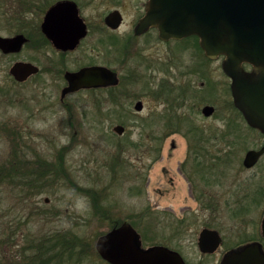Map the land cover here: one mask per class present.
Listing matches in <instances>:
<instances>
[{"label": "rangeland", "instance_id": "rangeland-1", "mask_svg": "<svg viewBox=\"0 0 264 264\" xmlns=\"http://www.w3.org/2000/svg\"><path fill=\"white\" fill-rule=\"evenodd\" d=\"M28 3L0 0V36L11 37L19 33L21 20L23 24L30 21ZM103 6L94 5L90 12ZM132 12L131 7L129 19ZM30 46L18 54L0 53V171L11 160L21 162L15 177L11 174L0 181V264L19 261V253L29 241L54 233L65 219L68 226L86 222L80 227L81 235L91 244L88 249L92 248V252L81 264H105L93 252V243L109 229L108 221L132 223L143 249L165 246L182 255L187 264H218L227 251L254 238L256 229L259 233L264 212V157L251 169H244L242 160L247 150L257 149L264 142V136L249 132L237 119L233 128L241 129L247 140L231 149L228 164L220 170L221 184L205 188L221 197L197 200L178 171L186 149L183 138L173 137L174 150L168 142L163 149L159 147L170 129L183 135L187 128L197 127L212 139L213 131L224 126L219 114L205 118L192 107L183 106L176 113L183 116L182 121L164 118V102L152 94V90L163 85V64L137 69L142 78L129 90L132 98L124 101L127 115L122 119L117 115L101 116L106 110L115 112L110 101L100 107L93 103L103 94L79 92L61 103L62 81L55 83L51 76L40 75L18 84L9 75L15 61L43 63L47 52L42 54ZM155 53L151 59L145 58L150 61L144 64L164 59L162 53ZM116 59L109 54L101 62L116 69L120 77L134 70L140 58L128 56L122 67ZM190 60L189 56L178 57L174 64L178 67ZM209 70L215 87L211 94H205L209 88H204L203 102L223 114L228 111L224 77L215 63L209 65ZM172 76L177 78L174 85L185 81L177 69ZM209 78L204 76V80L211 82ZM200 81L195 83L199 86ZM172 91L175 96L179 88ZM137 100L144 104L139 114L133 109ZM116 125L125 127V137L113 132ZM228 142L226 138L210 141V154L218 156L221 150H228ZM56 159H63L65 175L60 174L54 183L49 181L41 191L29 186L35 163H52ZM70 179L74 184H69ZM104 216L108 219H102ZM203 228L216 230L222 237L223 244L214 254L203 255L198 250L197 239Z\"/></svg>", "mask_w": 264, "mask_h": 264}, {"label": "flooded vegetation", "instance_id": "flooded-vegetation-1", "mask_svg": "<svg viewBox=\"0 0 264 264\" xmlns=\"http://www.w3.org/2000/svg\"><path fill=\"white\" fill-rule=\"evenodd\" d=\"M28 1L32 2L33 0ZM148 1L149 0H34V2L31 4L32 6L36 5L38 7L40 3H44L43 8L36 12L31 9L29 11V13L31 14L30 19L26 18L30 21L27 23L23 19V21L25 22L23 24L21 20L19 24L20 28L18 29L19 33H16L13 36L22 35L26 39V42L18 53H20L25 46L31 45L30 47H32L34 50L36 49L35 51L41 52L42 54L47 52V55H44L43 63H38V65L27 61H20L31 63L38 68V72L29 77L23 83L27 82L30 78L40 75H47L51 76L54 79L53 82L55 83L62 81V91L65 87L68 86V82L65 78L66 73H76L84 68H106L116 74L118 80L116 85L79 89L78 91L67 94L63 99H61L60 95L59 100L61 103H63L67 96L79 92L103 94L102 96L96 98L93 103L96 106L100 107L101 105L107 104L110 101V104L112 105L111 108L115 109V112L112 113L109 110H106L104 114H101V116L111 117L113 115H117L119 119H122L124 115H127V110L124 109V101L132 98L129 90L133 86V84H136L137 80L142 78V75L137 72V69L142 66V68L146 70L150 66L152 67L154 64H163V69L165 72V76L163 77V85H160L156 90H152L153 97L156 100H163L164 102L165 110L161 115L170 121H180L183 116L177 115V110L183 106L189 108L192 107L196 110V114L199 113L205 118H213L214 116H217L219 114V116L221 117L220 119L224 122V126L221 130H216L215 132L213 131L212 139L205 137V132L197 127L187 128L185 130V133H182L183 135H179L180 133L176 129H170L167 131V133L164 134V137H162L159 149H163L165 144H167L168 142L170 149L174 150L176 144L173 137L180 136L181 138H183L186 149L184 159L178 165V171L179 174L181 176L183 175L184 179L188 182L190 186V194L197 200H213L220 198L221 195L207 191L205 190V188L212 184H221L222 181L219 179L222 173L220 172V170H222V168L228 164V157H230L232 153L231 149L238 144L243 145V143H245L247 140L246 135L245 137L241 135V129L233 128L235 125V121L237 119H240L246 125L245 127L249 132H258L261 136H264V134L250 128L246 124L242 114L235 108L231 95V80L222 71L221 65L224 60L223 56L217 57L216 59L207 58L204 55V52L199 45V39L196 36H187L181 39L163 40L159 37V32L155 27H149L141 33L136 32L139 21L144 17L146 13ZM61 2H70L74 6H71L68 10L64 11V14H66L64 19H66L68 22L65 24V26H62V24H57V31H55V33H57L55 35H58L60 31H64V34L71 38V47H68L66 49L60 48L58 45L54 44L45 35L42 29V24L47 11L54 5H57ZM99 4L104 5L103 9L97 7L94 9L95 11L90 12L92 6ZM131 7L133 8V12L130 16L131 18L129 19L127 17L128 10ZM127 20H129V22L127 23V27L124 28ZM32 21L33 23L31 24ZM67 30L70 32L69 34H66ZM49 52L51 54H49ZM155 52L159 54L162 53L164 55V59H160L157 62L152 61L153 64H144V61H150L146 59H151V55H155ZM0 53L3 54L1 51ZM18 53H8L3 55L9 56ZM109 54H114L115 56H117L116 64L120 67L126 64V59L128 56L139 57L140 59L137 65L134 64V67H136L134 68V70H130L126 73V75L119 77L116 69H112L109 64L106 65L101 62L105 57H107V55L109 56ZM183 56H189L191 57V60L187 63H181L177 67V65L174 64L176 58ZM214 63L217 64V70L224 77V81L226 84V107L228 108V111L223 114L218 113V110L215 106L211 105L208 102H203V98L206 96L205 94H211L214 91L215 82L211 79V72L209 70V65ZM175 69H177L179 73L184 75L183 78L185 80L183 84H179L178 86L177 83L174 85L173 82L174 79H176L177 81V78L172 76L173 70ZM244 69L246 71H250L251 66L245 65ZM206 75L210 77L209 80L211 82L204 80V76ZM198 79H201V81L199 82V86L197 85V83H195V80L198 81ZM205 87L209 88V90L204 94ZM172 88H179V92L175 96H172ZM138 101L141 100H137L134 105ZM205 107H209L212 109V112L209 116H206L204 113ZM134 112L136 114L140 113L136 112L135 110ZM229 115L233 117V120L228 117ZM126 132L127 130L124 129L123 134L118 137H125ZM187 137L192 140L193 145L189 144V140L187 139ZM219 138H221V140L222 138L228 139V150H221L219 155L215 156L213 154H210L208 143L210 141L218 140ZM263 146L264 142L257 149L249 150L257 151ZM249 150H247L245 154ZM263 157L264 154L260 157V159L254 166H256ZM47 201L48 199H45L46 203ZM70 217L71 216L68 213L67 218L69 219V222ZM263 218L264 212L260 220L259 233L258 229H256L255 231L257 234L254 238L247 242L241 243L240 246L238 245L239 247L236 246L231 250L241 248L248 244L257 243L259 244L261 250L264 252V236L261 232ZM66 223L67 222L65 219L64 222H61L59 228L55 230L54 233L37 237L34 241H29L25 248L29 249L28 252H32L40 243H42L43 238L50 237L51 235L59 233L60 231L78 232V234H81L82 231L80 227L86 225V222L82 225L80 223L75 226L71 224V226H68ZM123 223L128 222L122 221L120 224L114 226L113 228L118 227ZM129 224L133 227L131 223ZM111 229L109 228L106 232ZM101 235L103 234H100L93 243L94 252L97 256L98 254L95 250V243ZM86 243V245L90 244L87 241ZM222 244L223 240L221 237V245ZM19 255L20 257H23L25 253L21 250ZM99 259L103 263L108 264L100 257ZM86 260H88V258L85 259V261ZM183 260L187 264L184 258ZM14 261L15 262H13V264L18 262V260ZM218 264H220V261Z\"/></svg>", "mask_w": 264, "mask_h": 264}, {"label": "water", "instance_id": "water-1", "mask_svg": "<svg viewBox=\"0 0 264 264\" xmlns=\"http://www.w3.org/2000/svg\"><path fill=\"white\" fill-rule=\"evenodd\" d=\"M73 6L61 2L51 7L42 24L45 35L60 48H68L71 38L57 31V24L68 22L64 11ZM74 7V6H73ZM155 27L163 40L196 36L204 55L209 59L223 56L222 71L231 80V95L235 108L242 114L246 124L264 134V0H149L146 13L139 21L136 32ZM70 32L67 30L66 34ZM26 39L22 35L0 36L3 54L18 53ZM251 66L250 71L244 69ZM9 75L17 83H23L38 72L31 63L15 62ZM68 86L61 91V99L67 94L95 87L116 85V74L103 67L84 68L76 73H66ZM143 104L138 101L134 110L140 112ZM212 109L204 108L209 116ZM122 125L113 132L120 136ZM264 154L249 150L243 159V167L251 169ZM264 236V218L261 225ZM221 246L218 231L203 228L197 239L201 254L215 253ZM95 250L108 264H186L181 255L165 246L143 249L139 236L129 223L115 227L101 235ZM220 264H264V252L259 244L252 243L227 252Z\"/></svg>", "mask_w": 264, "mask_h": 264}, {"label": "trees", "instance_id": "trees-1", "mask_svg": "<svg viewBox=\"0 0 264 264\" xmlns=\"http://www.w3.org/2000/svg\"><path fill=\"white\" fill-rule=\"evenodd\" d=\"M33 2L34 0L28 3L29 10L32 9L36 12L42 9L44 6V3H40L38 7L36 5H34V7L31 5ZM62 160L56 159L52 163L38 160L32 169L33 172L31 173L34 178L29 182V186L35 190L41 191L49 183V181L54 183L56 179H59L61 176L60 174L65 175L63 172H66V168ZM8 164L9 165H6L7 168L2 170L3 172L0 171L1 182L7 180L11 174H13V177H15L19 170L18 166L21 164V162L18 160H11L8 162ZM69 184H74L71 179L69 180ZM76 189L79 192L89 194V192L86 190L83 191L78 187H76ZM102 219L106 220L108 217L104 216ZM107 223L108 227L111 229L121 222H116L114 220L108 221ZM80 235L81 234H78V232L60 231L59 233L51 235L50 237H45L42 239V243H40L32 252L27 254L26 252H28L29 249L23 248L22 251L27 256L24 255L15 264H81L83 261H85V259H89L92 248L88 249L86 241Z\"/></svg>", "mask_w": 264, "mask_h": 264}]
</instances>
